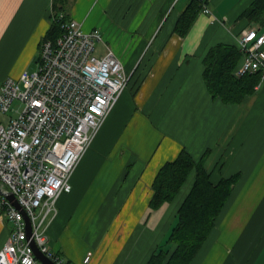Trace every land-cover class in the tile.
Wrapping results in <instances>:
<instances>
[{
	"label": "crops",
	"instance_id": "1",
	"mask_svg": "<svg viewBox=\"0 0 264 264\" xmlns=\"http://www.w3.org/2000/svg\"><path fill=\"white\" fill-rule=\"evenodd\" d=\"M254 1L211 0L212 13L200 12L185 37L175 27L187 0L73 3L70 18L86 32L101 28L121 60L129 54L124 65L134 75L57 202L48 228L55 253L73 264L87 256L90 264H147L173 250L167 240L184 195L157 209L150 202L159 170L186 150L197 161L207 156L215 183L240 175L190 264H264V88L226 104L209 92L203 63L211 48L237 46L243 30L261 28L243 18ZM52 7L53 0H0V86L37 70ZM171 138L185 139L183 147ZM10 232L0 213V251Z\"/></svg>",
	"mask_w": 264,
	"mask_h": 264
},
{
	"label": "built area",
	"instance_id": "2",
	"mask_svg": "<svg viewBox=\"0 0 264 264\" xmlns=\"http://www.w3.org/2000/svg\"><path fill=\"white\" fill-rule=\"evenodd\" d=\"M198 1L203 14L212 13L211 0ZM53 21L62 33L43 40L37 70L0 86V189L22 207L0 195V213L13 225L0 264H43L32 240L54 263L73 264L51 249L48 228L58 215V200L72 190L76 169L130 84L131 75L99 29L86 32L64 13ZM238 47L242 62L236 75L257 74L256 88H264V29L243 30ZM16 102L20 110H14ZM90 262L87 256L83 264Z\"/></svg>",
	"mask_w": 264,
	"mask_h": 264
},
{
	"label": "trees",
	"instance_id": "3",
	"mask_svg": "<svg viewBox=\"0 0 264 264\" xmlns=\"http://www.w3.org/2000/svg\"><path fill=\"white\" fill-rule=\"evenodd\" d=\"M75 1L53 0L52 17L56 18L64 13L65 20H68V8ZM200 12V2L190 1L187 10L179 18L175 31L185 37ZM243 18L264 27V0H255L243 14ZM61 33V24L53 21L44 40L56 39ZM241 62L242 55L238 45L218 44L209 50L203 61L204 79L213 98H219L226 104H239L255 92L260 77L257 74L238 77L236 71ZM206 157L204 155L197 161L188 151L183 150L174 161L166 163L159 170L153 183L155 193L150 202L152 209L172 203L193 172L196 177L177 212V223L167 240L168 244H173L174 249L155 252L147 264H190L214 230L217 218L227 204L240 175L222 178L218 183L213 182L211 173L205 167Z\"/></svg>",
	"mask_w": 264,
	"mask_h": 264
},
{
	"label": "rangeland",
	"instance_id": "4",
	"mask_svg": "<svg viewBox=\"0 0 264 264\" xmlns=\"http://www.w3.org/2000/svg\"><path fill=\"white\" fill-rule=\"evenodd\" d=\"M71 10H72V8L69 7V8H68V12H69V14L71 13ZM95 29H99V30L101 31V33H102V35H103L104 42H105L106 44H108L110 47L114 45V44H112L111 40H109V39L105 36V34H104V32L102 31L101 28H99L98 26H96ZM93 30H94V29H93ZM117 31H118V30L116 29V32H117ZM123 47H124V46H123ZM111 48H112V47H111ZM98 51H100V52L102 51V46H99ZM124 55H125V54H124ZM128 57H129V54H127V55L125 56V58H122L123 63H125V61H126V59H127ZM35 69H36V67H32V68L29 70V72H32V71L35 70ZM129 74H130V72H129ZM130 75H131V74H130ZM134 82H135V81H134ZM131 87H132V82H130V84L128 85L126 91H128ZM13 108H14V110H20V109L22 108V105H21L20 103L16 102V103L13 105ZM8 115H9V116H16L17 114H15V112H10ZM156 130H157V132H158L159 134L161 133V130H160V129L156 128ZM171 139L174 140V141H177V140H175V139H173V138H171ZM183 140H185V139H180V141H177L182 147H183V144H182ZM181 141H182V142H181ZM195 177H196V174L193 172V173L189 176V178H188L187 182L185 183V185L183 186L180 195H178V197H177L178 199L181 198V194L184 195V198H183V200H182V203L184 202L186 196L188 195V193H189L188 191L192 188L193 183H194V181H195ZM179 196H180V197H179ZM182 203H181V204H182ZM169 204H170V203H169ZM181 204L179 205V208H180ZM170 205H171V204H170ZM174 206H176V203H174ZM149 208H150V207H149ZM167 212H168V211L165 210V211H163V214H167ZM172 212H173V210H171V212H170L169 214H172ZM10 227H11V231H12V229H13V225L10 224Z\"/></svg>",
	"mask_w": 264,
	"mask_h": 264
},
{
	"label": "water",
	"instance_id": "5",
	"mask_svg": "<svg viewBox=\"0 0 264 264\" xmlns=\"http://www.w3.org/2000/svg\"><path fill=\"white\" fill-rule=\"evenodd\" d=\"M0 195H5L10 201L13 202V204L15 205L16 208L18 209H22V207L20 206V204L18 203V201L16 200L15 196L13 194H11L8 191H4L0 189ZM25 219L27 221V231H28V235L29 237H31V224H30V220L29 217L25 214ZM34 251H35V255L36 257L43 263V264H56L54 263L50 258H48L45 254H43L40 249L37 247V245L35 244V242L32 240L31 242Z\"/></svg>",
	"mask_w": 264,
	"mask_h": 264
}]
</instances>
